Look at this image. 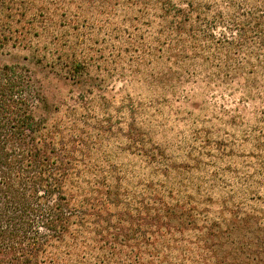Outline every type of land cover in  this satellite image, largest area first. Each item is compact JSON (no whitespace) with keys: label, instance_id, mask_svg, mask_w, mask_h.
<instances>
[{"label":"trees","instance_id":"16d2710c","mask_svg":"<svg viewBox=\"0 0 264 264\" xmlns=\"http://www.w3.org/2000/svg\"><path fill=\"white\" fill-rule=\"evenodd\" d=\"M148 1L164 14L171 47L186 56L216 41L212 77L241 81L247 94L263 98L264 59L254 62V49L243 63L229 55L251 45L252 35L264 51V0ZM19 7L32 17L20 26L23 41L40 28L48 36L71 29L72 15L98 9L90 0H29ZM19 10L0 3L6 18ZM9 33L0 30V51ZM19 46L28 52L24 58L0 63V264H264V198L244 207L225 202L212 214L197 188L170 183L166 191L148 182L128 191L100 153L106 130L86 96L67 110L66 123L49 116L41 72L75 81L82 93L84 58L63 42ZM258 171L264 179V159Z\"/></svg>","mask_w":264,"mask_h":264},{"label":"rangeland","instance_id":"374dc122","mask_svg":"<svg viewBox=\"0 0 264 264\" xmlns=\"http://www.w3.org/2000/svg\"><path fill=\"white\" fill-rule=\"evenodd\" d=\"M28 1L0 0L20 9L8 18L0 15V30L13 32L0 51V63L24 58L28 52L22 43L39 49L51 41L74 46L87 62L83 92L75 81L42 71L49 116L66 123L67 110L86 96L91 116L106 130L100 153L122 174L128 191H139L148 182L166 191L170 183L197 188L201 206L212 214L225 202L229 208L262 205L264 179L258 178V164L264 159V96L247 94L241 81L212 77L216 41L180 54L168 43L164 14L148 0H90L98 9L72 15L71 29L48 36L40 28L23 41L20 26L32 17L19 6ZM218 37L226 47L223 36ZM250 37L251 45L229 55L233 62H245L251 49L254 62L264 59L255 35ZM253 180L263 188L251 189Z\"/></svg>","mask_w":264,"mask_h":264}]
</instances>
